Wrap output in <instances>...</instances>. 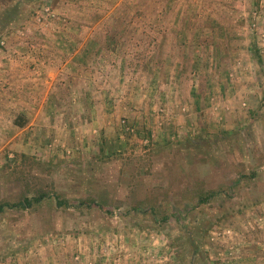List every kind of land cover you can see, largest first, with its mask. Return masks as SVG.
Listing matches in <instances>:
<instances>
[{
	"label": "rangeland",
	"instance_id": "374dc122",
	"mask_svg": "<svg viewBox=\"0 0 264 264\" xmlns=\"http://www.w3.org/2000/svg\"><path fill=\"white\" fill-rule=\"evenodd\" d=\"M41 195L0 264H264V0H0V204Z\"/></svg>",
	"mask_w": 264,
	"mask_h": 264
},
{
	"label": "trees",
	"instance_id": "16d2710c",
	"mask_svg": "<svg viewBox=\"0 0 264 264\" xmlns=\"http://www.w3.org/2000/svg\"><path fill=\"white\" fill-rule=\"evenodd\" d=\"M45 198L44 195L35 197V198H25L23 201L14 203V204H0V213L5 212L7 209H29L34 204L40 203ZM60 206L63 202H57Z\"/></svg>",
	"mask_w": 264,
	"mask_h": 264
}]
</instances>
